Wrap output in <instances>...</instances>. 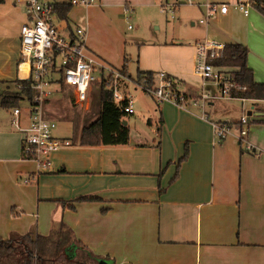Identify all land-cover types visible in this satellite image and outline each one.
Wrapping results in <instances>:
<instances>
[{
  "label": "crops",
  "instance_id": "1",
  "mask_svg": "<svg viewBox=\"0 0 264 264\" xmlns=\"http://www.w3.org/2000/svg\"><path fill=\"white\" fill-rule=\"evenodd\" d=\"M204 4L197 5L202 9ZM127 7L99 0L98 5L77 8L80 14L67 21L71 29H85L88 56L115 70L128 60L124 45L129 30L119 21L125 22L121 12L127 14ZM22 17L15 0L0 4V91L28 78V67L21 63L26 13ZM200 21L207 34L192 46L194 54L166 61L161 59L165 44L154 43L160 66L140 69L169 74L188 104H156L154 132L139 135L127 122L128 145L80 147L83 129L76 139L55 136L71 145L51 154L50 169L40 171L37 162L23 158L24 135L14 127L12 111L11 118L0 112V237L33 229L48 234L53 223L63 220L95 256L114 264H264V156L256 155L264 154V123H250L251 149L240 144V119L228 122L221 116L219 102L229 98L209 102L206 116H201V106L196 105L201 85L188 78L195 73L196 44L213 39L251 49L252 37L264 36V21L237 10L217 15L207 25ZM64 87L69 86L57 89ZM126 89L124 95H129ZM230 100L242 106L250 102L243 116L256 115L264 121V101ZM134 108L135 114H144L140 107ZM99 115L100 109L87 126ZM21 118L27 127V112ZM216 122L234 125L236 131L218 143ZM32 175H37L35 181L25 183ZM80 197L101 201L75 203L76 211L60 203Z\"/></svg>",
  "mask_w": 264,
  "mask_h": 264
},
{
  "label": "built area",
  "instance_id": "2",
  "mask_svg": "<svg viewBox=\"0 0 264 264\" xmlns=\"http://www.w3.org/2000/svg\"><path fill=\"white\" fill-rule=\"evenodd\" d=\"M25 6L27 22L21 28V63L28 67V78L35 91L31 108L28 114V126L22 125V111L20 108L12 110L13 125L24 135L23 155L27 160L37 162L40 171H48L51 167L50 156L63 147L70 146L71 142L58 139L54 132L58 128L56 121L44 117L45 105L50 97L58 90L53 87L63 85L72 87L75 92L76 104L89 107V93L91 84L97 81L98 69L103 74L107 70L114 76V100L116 104L128 101L124 113L134 115L133 98L124 95L118 85L124 79L119 71L106 67L95 58L88 56L86 31L82 27L71 29L68 22L60 18L58 6L70 4L73 7H89L99 3V0H16ZM257 6V0H230L222 3H205V19L201 24L207 25L217 15L225 16L231 10L240 11L248 17L250 9ZM257 8V7H256ZM224 44L215 40H206L196 44L195 74L203 83L196 105L201 106V116H206V107L209 102L234 98V90H245L225 70L214 64L224 55ZM107 77V78H108ZM102 79V77H101ZM156 85L153 88L146 84L136 85L145 93L151 94L158 105L164 102H173L178 106L188 104L187 96L182 93L177 83L169 74L160 72L155 76ZM214 88V89H213ZM215 139L221 143L231 133L232 125L216 122L213 124ZM239 142L251 149L248 142L250 118L243 116L240 119ZM264 156L261 153L256 154ZM37 175L25 180V183L35 181Z\"/></svg>",
  "mask_w": 264,
  "mask_h": 264
},
{
  "label": "rangeland",
  "instance_id": "3",
  "mask_svg": "<svg viewBox=\"0 0 264 264\" xmlns=\"http://www.w3.org/2000/svg\"><path fill=\"white\" fill-rule=\"evenodd\" d=\"M60 1L67 2L69 0ZM103 1H114V3L127 4L128 6L127 14H124L123 10L122 12L120 11L125 22L120 19L119 21L125 23L129 30L128 36L126 37L128 42L124 45V54L128 59L129 73L132 79L138 77V70L140 69L148 67H154V69H156L160 61L158 60L159 49L152 46L154 43H157V45L165 44V46H162L165 49H161V59L164 58L166 61H168L170 57L179 56L181 58H188L194 54L192 53L194 51L192 46L194 47L195 43L205 38L207 34V26H202L198 23L200 20L205 19L206 9L204 7L199 9L197 4L213 3L212 0ZM219 1L230 2V0ZM18 6L21 9L22 20V16L26 13L25 6L23 3H18ZM77 8L82 7H74L69 17L74 18L76 15L80 14V9ZM255 15L263 18L264 21V15L256 7H252L249 17ZM213 20L214 19H212V21ZM192 21L197 24L192 26ZM72 24L74 23L72 22ZM234 24H238V21H234ZM175 44L179 46H175ZM248 48L250 50L248 64L254 69L256 80L264 82V36H253L252 47L251 49L250 47ZM253 66H255V68ZM101 72L102 71L98 69V72H96L97 81L91 84L89 107L87 105L76 104L75 95L70 87H64L62 91L57 90L50 97V101L44 108V117L57 121L58 129L54 132L55 136H65L76 139V137L80 135L81 129L88 125V121L99 113ZM23 73L25 74V71ZM109 74L107 70L103 71L105 78H107ZM188 78L189 81L196 84V86H200L203 83V80L195 73L191 74ZM118 85L121 86L120 89L123 94L125 93L123 89L128 87L129 89H126V93L130 92L134 107H140L141 111H144V114L137 111L136 114L127 116L126 121L129 123L130 127L139 135L141 131H156L155 126L158 124V115L155 111L157 103L153 96L145 93L140 88L136 87L137 89H135V85L131 80L125 81V79H120ZM56 88L58 87H53V89ZM219 104L222 109L221 116L228 119V122L241 119V117L249 111L248 107L251 105L250 102L245 101L242 106V103L230 99L222 100ZM19 105L22 112L31 108V103L28 100L21 101ZM11 111L12 109L0 108V112L9 118H11ZM232 130L236 131L234 125L232 126L231 131Z\"/></svg>",
  "mask_w": 264,
  "mask_h": 264
},
{
  "label": "trees",
  "instance_id": "4",
  "mask_svg": "<svg viewBox=\"0 0 264 264\" xmlns=\"http://www.w3.org/2000/svg\"><path fill=\"white\" fill-rule=\"evenodd\" d=\"M6 0H0V4ZM257 9L264 15V0H257ZM74 7L70 4L58 6L60 18L69 21V14ZM249 50L240 44L225 46L224 55L214 64L221 68L232 69L229 74L245 90H234L233 97L243 100L264 101V83H257L255 73L248 66ZM112 67V66H111ZM114 69V68H112ZM115 70V69H114ZM124 79H131L133 84L153 88L156 85L155 74L138 70V77L132 79L128 60L120 70ZM63 86L62 80L59 81ZM114 76L100 81L99 118L83 128L79 146L83 148L125 146L130 141V127L125 125L127 114L124 108L128 101L116 104L114 100ZM29 80H17L15 85L0 91V108H20L23 100L32 101L35 91ZM121 87V86H120ZM250 123H264L257 116L250 118ZM24 159L25 156L23 155ZM34 176V175H32ZM29 176L28 178H31ZM98 198L80 197L71 202L61 201L63 208L76 211L75 203H97ZM103 209L102 213L107 214ZM0 264H114V260L95 256L76 236L74 230L63 220L53 223L48 234H41L33 229L26 234L13 233L9 238L0 237Z\"/></svg>",
  "mask_w": 264,
  "mask_h": 264
},
{
  "label": "water",
  "instance_id": "5",
  "mask_svg": "<svg viewBox=\"0 0 264 264\" xmlns=\"http://www.w3.org/2000/svg\"><path fill=\"white\" fill-rule=\"evenodd\" d=\"M124 124L127 125V121H125Z\"/></svg>",
  "mask_w": 264,
  "mask_h": 264
}]
</instances>
